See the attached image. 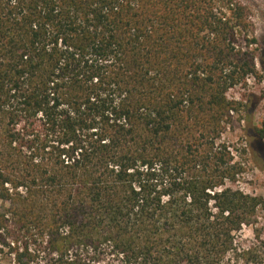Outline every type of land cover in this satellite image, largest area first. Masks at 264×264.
<instances>
[{
  "label": "trees",
  "instance_id": "1",
  "mask_svg": "<svg viewBox=\"0 0 264 264\" xmlns=\"http://www.w3.org/2000/svg\"><path fill=\"white\" fill-rule=\"evenodd\" d=\"M246 12L0 0V264H264V196L221 139L258 75Z\"/></svg>",
  "mask_w": 264,
  "mask_h": 264
},
{
  "label": "rangeland",
  "instance_id": "2",
  "mask_svg": "<svg viewBox=\"0 0 264 264\" xmlns=\"http://www.w3.org/2000/svg\"><path fill=\"white\" fill-rule=\"evenodd\" d=\"M236 1L247 7L246 19L251 23L249 37L258 39L250 48L254 49L259 76L251 74L230 89L228 95L241 102V105L240 110L232 112L221 139L246 169L235 186L249 194L264 196V139L262 142L255 140L258 138L254 133V127L262 123L264 111V0ZM244 236L251 238L252 229L246 228Z\"/></svg>",
  "mask_w": 264,
  "mask_h": 264
}]
</instances>
